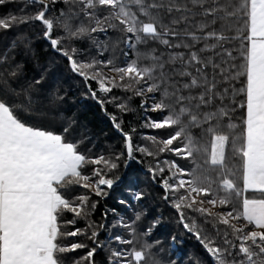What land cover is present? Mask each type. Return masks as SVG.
<instances>
[{
	"label": "snow or ice",
	"instance_id": "6c2138e0",
	"mask_svg": "<svg viewBox=\"0 0 264 264\" xmlns=\"http://www.w3.org/2000/svg\"><path fill=\"white\" fill-rule=\"evenodd\" d=\"M10 4L0 264H184L164 207L207 254L192 264H264V0ZM61 66L118 144L63 116Z\"/></svg>",
	"mask_w": 264,
	"mask_h": 264
},
{
	"label": "trees",
	"instance_id": "16d2710c",
	"mask_svg": "<svg viewBox=\"0 0 264 264\" xmlns=\"http://www.w3.org/2000/svg\"><path fill=\"white\" fill-rule=\"evenodd\" d=\"M11 8L12 5L10 4L7 8L0 9V14L6 13L8 10H11ZM40 55L42 57H47L48 52L42 49ZM58 75L61 76L62 83L67 87L69 94L73 96V100L62 109L63 116L68 118L74 117L81 129L88 130L89 134L97 138L98 144H118L119 137L110 130V121L104 115L99 106L93 101L76 98V94L79 92V86L72 80V74L61 66ZM146 131L154 132L155 130ZM180 162L186 167L191 166L189 160H181ZM133 171L134 169L130 167L129 169L124 170L123 175L128 178ZM137 179L142 182L144 177L139 176ZM152 211L155 214L161 213L159 205L155 202L152 205ZM163 215L164 223L162 238L165 239L166 243H169V252L175 253L176 251H179L180 256L183 257L184 264H192V258L197 256L206 257L207 254L199 241H197L191 234H182L180 226L176 223L173 210L170 207L163 208ZM171 235H177L178 240L182 242L172 245L169 241Z\"/></svg>",
	"mask_w": 264,
	"mask_h": 264
}]
</instances>
